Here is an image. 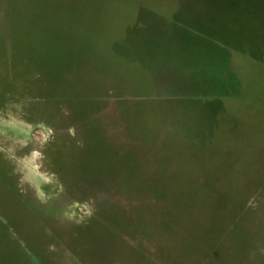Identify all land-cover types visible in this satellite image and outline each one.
Listing matches in <instances>:
<instances>
[{
    "label": "rangeland",
    "instance_id": "1",
    "mask_svg": "<svg viewBox=\"0 0 264 264\" xmlns=\"http://www.w3.org/2000/svg\"><path fill=\"white\" fill-rule=\"evenodd\" d=\"M0 264H264V0H0Z\"/></svg>",
    "mask_w": 264,
    "mask_h": 264
},
{
    "label": "clouds",
    "instance_id": "2",
    "mask_svg": "<svg viewBox=\"0 0 264 264\" xmlns=\"http://www.w3.org/2000/svg\"><path fill=\"white\" fill-rule=\"evenodd\" d=\"M6 123H9L10 126H13V125H11L10 122H6ZM22 143L26 144L27 141H26V140H25V141H22ZM9 151H12V149H9ZM39 155H40L39 152L33 151L30 157H29V156L24 157L22 163L25 165V167H27L29 164H32L33 161L35 160V157H37V156H39ZM34 166H35V165H34ZM41 195H42V194H41Z\"/></svg>",
    "mask_w": 264,
    "mask_h": 264
}]
</instances>
